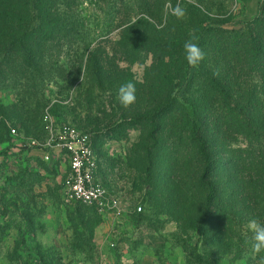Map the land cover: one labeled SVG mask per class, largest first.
<instances>
[{
  "label": "rangeland",
  "instance_id": "rangeland-1",
  "mask_svg": "<svg viewBox=\"0 0 264 264\" xmlns=\"http://www.w3.org/2000/svg\"><path fill=\"white\" fill-rule=\"evenodd\" d=\"M185 2L229 21L230 29L247 16L245 0L177 4ZM176 5L165 7L162 25ZM103 7L99 0L82 6L93 39L85 57L78 45L51 48L54 57L62 54L56 65L50 63L47 99L41 107L31 101L27 109L41 108L39 120L4 127L0 118V264H201L202 259L247 264L246 255L236 257L231 247L216 256L211 245L202 247L195 228L205 206V189L198 185L202 166L192 159L187 165L188 147L173 158L168 116L154 118L164 129L159 135L145 120L157 112L163 94L153 85L152 54L141 51L145 56L136 63L124 56L122 44L133 34L126 33L127 23L137 15L117 21L114 12L106 18ZM261 7L264 0L258 11ZM249 11H255L254 4ZM93 52L100 61L94 65ZM128 81L135 84L136 101L125 108L118 89ZM17 102L15 91H0L1 106ZM66 127L92 137L95 177L108 191L111 208L74 203L64 195L70 159L53 148Z\"/></svg>",
  "mask_w": 264,
  "mask_h": 264
},
{
  "label": "trees",
  "instance_id": "trees-1",
  "mask_svg": "<svg viewBox=\"0 0 264 264\" xmlns=\"http://www.w3.org/2000/svg\"><path fill=\"white\" fill-rule=\"evenodd\" d=\"M85 1L0 0V91L19 96L13 105H0L4 127L30 119L34 124L41 117V108L27 109L29 102L41 107L47 99L50 63L56 65L62 54L54 57L51 48L78 45L85 57L93 43L92 23L82 12ZM178 1L99 0L106 18L111 12L117 21L137 15L127 23L126 33L133 34L122 44L124 56L136 63L152 54L153 85L163 94L157 112L145 120L159 135L164 129L154 118L168 116L173 158L188 147L187 165L192 159L202 166L198 185L205 189V206L195 224L202 247L211 245L214 256L231 247L236 257L246 255L247 264H258L264 252H253L248 221L264 224V8L254 20L230 29L229 21L185 2L186 16L178 20L172 15L162 25L165 7ZM190 39L205 53L195 68L184 54ZM99 62L89 53L90 64ZM201 264L213 262L202 259Z\"/></svg>",
  "mask_w": 264,
  "mask_h": 264
},
{
  "label": "built area",
  "instance_id": "built-area-1",
  "mask_svg": "<svg viewBox=\"0 0 264 264\" xmlns=\"http://www.w3.org/2000/svg\"><path fill=\"white\" fill-rule=\"evenodd\" d=\"M33 145L37 146L36 142ZM53 149L64 152L70 159V176L63 186L66 198L78 204L111 208L108 191L95 177L96 159L92 137L66 127ZM45 157L49 160L50 154H45Z\"/></svg>",
  "mask_w": 264,
  "mask_h": 264
},
{
  "label": "clouds",
  "instance_id": "clouds-1",
  "mask_svg": "<svg viewBox=\"0 0 264 264\" xmlns=\"http://www.w3.org/2000/svg\"><path fill=\"white\" fill-rule=\"evenodd\" d=\"M171 14L180 20L186 16V9L177 4L171 8ZM183 48L188 65L193 68L198 67L205 58L204 51L192 39L185 41ZM118 98L125 108L134 104L136 101L135 84L131 81L122 84L118 89ZM248 229L252 232L253 252L256 254L264 252V224L256 219H251L248 221ZM258 264H264V256H261Z\"/></svg>",
  "mask_w": 264,
  "mask_h": 264
},
{
  "label": "crops",
  "instance_id": "crops-1",
  "mask_svg": "<svg viewBox=\"0 0 264 264\" xmlns=\"http://www.w3.org/2000/svg\"><path fill=\"white\" fill-rule=\"evenodd\" d=\"M246 4H247V16L245 21H251L254 20L258 15H259V11H258V3L260 0H245ZM252 4L255 5V11L250 12L252 14H248V7H250Z\"/></svg>",
  "mask_w": 264,
  "mask_h": 264
}]
</instances>
